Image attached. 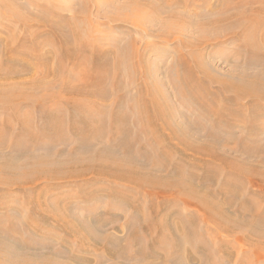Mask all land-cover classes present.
I'll return each mask as SVG.
<instances>
[{"label":"bare ground","instance_id":"bare-ground-1","mask_svg":"<svg viewBox=\"0 0 264 264\" xmlns=\"http://www.w3.org/2000/svg\"><path fill=\"white\" fill-rule=\"evenodd\" d=\"M0 1H3V3L5 4L4 6L5 7L7 6L8 9H10V11L13 14H15L18 18H20L26 23H30L31 21L30 18L32 16L29 18L30 20L29 21L28 18L24 17L25 16L24 14H21L22 12L20 13L19 10H21L22 7L24 6L18 0H0ZM99 1L102 2V0ZM143 1L145 2L144 5L146 6V8H143L145 7L144 5L143 7H141L142 4L141 6L138 4L140 2L135 3L136 12L133 13V15L134 14L137 15L139 20L141 19L144 20L146 18L151 19V13L154 14L158 12L159 15V12H161L162 9L164 10L166 8L162 6V2L159 4V2L155 0H143ZM224 1L225 2L221 1L223 3L222 4L223 9L230 8L232 5V9L235 8V10L224 15L225 16L224 18L220 17V19L215 21L213 24L215 25L216 23L220 24L222 20L224 22L222 23L223 25L221 27L225 28V31L231 32L229 34L241 33L245 41L249 43L251 47H253L252 49L254 56H252V59H250L249 62L251 63L258 59V61L263 62L262 65L264 67V50H261L259 48L260 46L258 47V49L254 47V44L256 42L253 39V35H252V32H254L255 29H258V26L262 23V20L259 19L260 17L258 15L264 12V6L255 7V8H253L252 6L245 7L247 1H250L251 2L250 4H252L258 2L259 0H235V1L232 0L227 2L226 0ZM165 2L166 1H164L163 3L165 4ZM173 4L176 5V3ZM166 10L167 8L165 9V11ZM177 10H173V11L169 10L171 11V13L168 15L171 18L168 17L165 18L163 22L161 21L162 26L164 28L163 34L165 32V34L170 35L172 33V30L174 31L175 29L176 30L181 29L182 22L179 20H181L182 16L184 15H182L183 14L182 13L181 14L182 16H180L179 11L177 12ZM182 10L184 11V9ZM166 13L164 12L165 16ZM37 16H38L37 19L36 17H33L36 19V20L33 19V21L34 22L41 21L43 22V24L45 23V27L46 24H48L49 29L47 30L48 31L47 34H49L50 37L54 36L58 40L59 48L62 49L61 54L64 60L65 59L69 61L72 60L74 68H77L79 65H82V63L86 66L89 64L90 68H88L87 66V69H85L81 73L80 75L81 79L78 83L75 84L72 83L70 81L72 77L62 78L61 79L62 81L59 83V85H56L59 86L58 91L52 90L51 87L53 85L55 86L56 72L60 70L61 65L64 66L63 64L64 61L60 60L59 62H57L58 67L53 68L50 59L54 58L56 52H54L53 49H51V47L46 48L47 43L45 42V40H40L37 42L39 44V52L34 56L33 58L34 60H33L32 58L27 59V57H21V55H19V57L17 58L14 57L13 55L8 56L7 53L11 54L10 53L11 50L9 52V48L7 47L9 43L8 41L10 40H8V38L2 40L1 38L2 40L1 45L3 46L2 51L5 50L7 55V61H5L6 63L5 67L0 68V70L2 72L5 71L7 75L5 74L6 76L4 75L3 77L0 78V104L2 105V109H10L12 110V112H14V114L15 113L17 114L16 116H18L22 125L19 134L31 139L29 140L31 147H38L40 141L43 138H45V136H40L39 134H37L36 133L37 130H33L32 128L33 117H34L33 110L38 111V113L43 119L42 125L40 127L37 125V129H40L42 126L43 127L48 126L51 128L50 129L51 137H53L54 139L56 138V140L58 139L60 140V138H64L61 132L62 130L63 132H65L64 131L65 125H67L65 124V113H63L62 111L63 109L66 108L65 111L66 113L68 112V114L66 115L71 117L69 126H71L72 128L71 130H73V132L76 134L79 142H78V146L75 147L73 150L66 151L65 149L62 148L61 150H58L57 154H55L53 151H51L50 153H45L40 155L32 152L31 154L30 153L18 154L15 156V158H10L7 156L4 157L0 155V187H5L7 189L21 187L26 190L36 188L31 190L30 192L34 197L35 193H38V196H40L44 192H47L49 194L50 190L48 189V187L39 188L38 185L40 183L50 182L56 184L62 181H64L65 183V180H69V182L72 181V183L79 181L81 182V184L83 183L82 185L85 190H88V187L91 188V186H93L91 189L94 192L98 191L97 193L99 194L95 193L96 196L91 195L92 197L98 199L97 197H99L100 194L105 197L111 196L115 199L117 197L123 200L125 203H127L135 210H143L144 207L143 203L141 204L136 201V194L139 193V190H141L142 192L147 191L149 194H152L154 198H156L158 194H163V193L169 197L173 195L175 197L176 196L175 194H177L178 196L182 195L187 199L195 200L198 203L197 204L198 209L203 212L205 218L208 221L213 222L215 226L218 227V229L232 233L235 230L237 231L238 229H241L240 233H238L239 236L241 235L239 241L242 243L245 242L244 244H246V246L252 252L253 250L256 251V250L264 249V208L263 210L259 209L258 212H255L257 210V209L253 210L256 204L255 201H249V200L246 201V197H244L242 203L237 205L236 210L237 211L239 210V212L242 213L253 210L254 213L252 217H250L252 215L251 214L249 215V217L247 218L244 217L241 219L236 217L233 211H231L234 205L230 200L227 199V197H230L229 195H231L232 193L235 194L237 193V195L240 194V191L242 190V187L239 188L241 185L240 180L246 177V175H249L250 176L249 178H251V180L255 179V176L260 177V180H262L261 187L260 189H256V191L258 192H256L255 195L258 194V196H260L259 199H264V141L261 139L263 143H259L260 138L264 136V117L261 116L260 113L264 109L262 104L263 103L262 101H264V70L258 72L255 71L251 72L248 71L249 69L244 70L243 68V70L241 71L234 72L235 71L234 69V71L231 70L232 73L230 72V74H224L223 76H219L212 73V70L210 69L212 67L209 68V66L212 65H206L207 62L206 60H203L204 59L202 57L203 55L200 56L198 53H193L191 51L189 55L190 61L188 60L189 58L186 56L184 57L181 56L180 58H178V64H180V66L183 68V71L181 69L182 71L181 77L184 79L183 84L184 83L185 85L187 84L184 90L180 84L181 91L179 90L180 91L179 94L181 95V98H186L187 96L190 95H196L197 99H203V102L200 103V109H203L202 112H205L209 119L214 117V120L212 121L213 123H215V125L219 122V120L226 119V121H232V120L237 121L247 117L248 115L247 109L245 108L241 109L242 104L240 102L242 100H247L252 102L250 104L252 105L253 112L250 115L251 117L250 121L252 123L253 129L257 126L258 127L255 130L256 132L253 133L255 139L251 141V144L243 143L241 147H234V145L229 147L228 144H225V142L222 140L223 138L221 139V136L214 134L212 130H206V127L209 126L205 127V125H203L204 123L189 121L190 119H188L184 115V113L183 115L187 118L188 123L186 125H177V124L175 125L172 120L173 116L167 115L173 113L172 110L169 109L170 106L166 104L167 106L166 108L165 106L162 105L164 101L162 100L163 102L160 103V101L157 98H154L153 100L151 97L150 99L151 102L147 101L145 97L144 99L142 97L141 99H137V102L133 104L132 107H129L130 108L129 112H131V114H129L126 112L125 110L126 108L122 104L124 95H121L122 93L120 94L118 92L116 95L117 100H114L112 104L110 103L111 105L110 107L114 113L112 119L108 121V125L110 126L109 138L113 143V146H109L108 143L106 144L104 140V143L101 144L99 147H93L94 140H96V138H98V136L100 135L99 133L100 131L98 132V130H100V128H103V126H104L103 128L104 136L102 135L100 136L103 138L106 137L107 110L104 114V123H103V120L100 121L101 116H99L101 115L100 109L102 108L101 107L99 109L100 102L93 101L92 99L88 100V97H93L97 99L99 98L98 100L99 101L102 100L103 102L106 99V97L110 94L109 91L107 92L103 88V82L105 81V78L108 77L107 74H110L107 73L108 71L107 65L109 62L108 61L109 58L106 57V53L108 50H104V49L98 50L95 48V46L89 47V45L83 43L82 44L83 48L90 50V54H87L85 56L83 55V53L82 54L80 53L79 50L81 49H79V47L77 46L75 47V44L72 39L73 37L71 36L68 37V34L66 33L67 30L63 27V25L65 24L62 25L60 24L61 22L59 21H58L59 23H57L54 22L53 20H49L44 15L42 16L37 15ZM155 16L157 18L156 14ZM187 16L189 17V15ZM57 20H59V18H57ZM160 20H162V18ZM205 22L207 23V21ZM188 24L190 25L189 22ZM186 25L187 23H185V26ZM205 26L206 25L203 26V24L202 27L198 26L199 27L198 31H200L201 33L202 32L205 33L206 32ZM217 26L218 25H216V27ZM216 30L217 29H215V31ZM262 38H264V31L261 32V39ZM179 39H182V37H179ZM208 40L210 39H207L204 42H207ZM192 41L194 40H189V41L182 40V42L185 43V46L187 47L191 46L193 48L194 46L197 45L192 43ZM262 42L264 43V41ZM75 43L78 42L76 41ZM20 47L21 46H19V48ZM255 54L259 55V57L253 60V58H255ZM114 58L119 65H121L122 63L127 64L129 62H133L135 68L140 69L144 67L143 53L139 51V49H137L134 43H129L128 46L123 51V53L116 54ZM192 61L195 62L194 65L192 64ZM36 68L38 70L35 71L34 69ZM29 72L32 73L33 75L29 77V79H25L23 73H29ZM108 72H110V70ZM199 72L203 74V78L199 75ZM11 79L13 80L11 81ZM209 81H212L217 86H221V87H219L218 90H214L210 86ZM42 84L46 88L45 93L41 94L40 96L39 95L32 96L33 94L31 95L30 93H28L29 89H33V88L38 89V87L42 86ZM107 86L105 88L108 89ZM158 88H160V86ZM141 89L142 90L146 89L144 84L143 87H141ZM107 93L109 94L107 95ZM63 94H67V95L63 96ZM220 96H225L226 98H229L233 103H236L238 105H231L233 103L219 104V100L217 102L216 99L217 98L220 99L221 98ZM51 98L55 102L51 103L49 106L48 103L45 102L44 100L45 99L50 100ZM55 98H57V100H55ZM25 102H30L29 103L30 105L27 106ZM92 106L98 109L99 111L98 112L96 111L95 114L92 113L90 109ZM24 107L29 108L27 112H23ZM174 111L177 113V110ZM131 117L132 118L136 117V119L131 120ZM163 120L171 129V133H170L171 135L169 138L167 137L168 140L167 142L171 143V141L177 140L181 146L178 147L179 150H177L175 154L168 152L169 151L167 149L168 147H165L164 156H163V143H160L159 141L160 137H158L157 134V133L162 134L161 131L163 130ZM129 125L135 127L134 128L135 130H131ZM142 133H144L145 135L153 134L154 136L153 139L155 138L154 142L157 144L160 143L162 147H151V145H149V142L147 141V138L141 135ZM155 133L157 135H155ZM2 137L3 136L0 135V145L1 142L3 141ZM4 142L6 146L7 141ZM102 142L103 141H101V143ZM135 142H138L139 148L137 146L135 147ZM167 142L166 144L169 146ZM5 146L1 145V147H5ZM169 148L172 149V147ZM2 149L3 148H1V150ZM157 149L160 150L158 155H157ZM185 150H191L193 152L208 157L210 161H204V162L199 161L200 162L199 164H201V166H205L208 169L209 168L211 169L212 166L217 167L216 166L217 164H223L225 165L226 168H228L229 175L227 181L229 180L231 183H233V185L231 186V188H226L223 186L221 187V192L225 193L224 194V196L226 197L225 201L220 202L217 199V197L214 195L212 191V186L210 187L208 185L206 186L204 183L198 185L192 180L185 177V174H183V172L185 171L184 166L181 165L182 161L188 159L187 155L184 152ZM175 156H178V158L180 159L178 163L179 165L175 168V170L173 169L171 173H168L169 171L167 172L163 169V160L165 159L164 161L167 162L166 160L175 159ZM203 156L201 157L202 160L204 159ZM235 175H238V177H234ZM193 176L195 177V175ZM107 178L115 179L116 180L115 186L108 185L106 183ZM210 178L212 179L211 185L218 184L219 179L217 178L216 173L215 175L212 174ZM59 200H61V198ZM171 201H172L171 198H169L168 200L166 199L164 203H167V205H169L170 207L171 205H173V203L170 204ZM257 201L258 203L262 202V200L260 201L258 199ZM36 202H37L36 204L37 207H39L40 209L41 208L40 206H42L44 202L39 200H36ZM57 202L60 201L50 200L49 203L45 204L46 205L45 210L43 211L46 212L45 213L46 216L54 217L58 222H61L62 225L68 231L70 230L74 234H76L83 243L87 245L90 244L93 246L102 245L114 256L121 257L124 249L118 248L116 244L117 241L119 240L116 237L117 235L111 232L108 233L109 231L104 232L107 230L103 229L110 222L107 223L105 219H98V218L93 219V217H90L91 220L90 219L86 220V218H84V220L79 219L75 217L77 215V212L75 213L74 216L73 215L74 213L71 214L70 211H68L69 209L67 208L69 205L67 206V204H63V206H61L60 208L58 205L60 203L57 204ZM164 203L163 201H159L158 203L153 202L151 207L153 214L151 216H147L145 214L140 215L139 221L141 224L140 225L141 229H137L138 226L137 227L134 226L133 227L134 229L133 231H131L130 236L127 237L130 244H135L138 246L137 250H138L139 260L135 262V264H161L163 263V258L165 259V261H169L170 255L165 254L163 256V254L162 255L160 254L161 252L155 250L157 244L159 246H162L166 242H169L174 246L175 252L177 254L176 258L178 259L176 262L177 264H194L195 262H197V264H213L214 261H212L211 253L209 249L205 247V244L204 246H199L198 249L195 250V252L192 251L193 249L192 250L189 249L191 248L189 244V232L192 224L189 223L188 221L186 225L184 222L187 221H183L185 217L182 218L180 214L179 216L176 215V217L172 218L171 217L172 211L169 208H167L168 209L167 211L169 212L162 213ZM47 206L51 208L53 207L54 209L52 208V210H49ZM91 209L92 211L95 210L94 212L96 213L97 211L96 209L94 208ZM175 211L177 212V210ZM46 216L45 218L47 219ZM111 219L112 218H110L109 220L112 222L113 219L112 220ZM154 227L160 229V231H158V235H160V237L157 236L156 238H153L154 236L151 235V230ZM5 230L6 229L0 228V264H70V261H57L55 260L56 258L54 259V257H52L51 255L46 256L41 260L39 259L33 260L29 258L26 252H20L22 249L19 247V245L26 244L25 241H23V238L20 235H17L15 238H13L12 236L9 237L10 235H8V233ZM141 231L144 233H141ZM163 234L165 235V238L163 237ZM144 237H149L148 240L153 239L152 241L153 245H151L150 248L148 247L150 249L149 251L146 250L145 246H143L144 243H146ZM221 242L224 243L223 245H221V249H220L223 251V255H225L224 260H226V262L229 259L232 260L233 257L235 256L234 253L235 250L234 251L232 250L233 246L226 244L224 240H221ZM150 256L160 259V262L158 261L147 262L146 259ZM244 257L245 258L248 257L247 251ZM185 258L188 259L189 263H186L187 261L185 260Z\"/></svg>","mask_w":264,"mask_h":264},{"label":"rangeland","instance_id":"rangeland-1","mask_svg":"<svg viewBox=\"0 0 264 264\" xmlns=\"http://www.w3.org/2000/svg\"><path fill=\"white\" fill-rule=\"evenodd\" d=\"M18 1L24 6L22 7L21 10H19L20 13L22 12L21 14H24L25 15L24 17L28 18V20L32 16L30 18L32 22L30 20H29L30 23L24 22L23 20L18 18L15 14H13L10 11V9H8L7 6L5 7L3 1H0V27H1L0 45L2 40L8 38V40L10 41H8L9 43L7 47L9 48V52L11 50L10 52L11 54L7 53L8 56L13 55L14 57L17 58L19 57V55H21V57H27V59L29 58L33 59L34 56L39 52V44L37 42L40 40H45V42L47 43L46 48L51 47V49H53V51L56 52L54 58L50 59L53 68L58 67L57 62H59L60 60L64 61L63 62L64 66L61 65L60 70H58V72L60 71L59 74L58 72H56L55 86L53 85L51 87L52 90L58 91L59 86L56 85H59V83L62 81L61 80L62 78L72 77L70 81L74 84L78 83L81 79L80 77L81 73L85 69H87V66L88 68H90V66L89 64L86 66L82 63V65H79L77 68H74L72 60L71 61L67 59L64 60L61 54L62 49L59 48L58 40L54 36L50 37V35L47 34L48 33L47 30L49 29L48 24H46L45 27V23L43 24V22L41 21L34 22L33 19L35 18L33 17H36L37 19L38 17L37 15H41V16L44 15L49 20H53L54 22L57 23L61 22L60 24L62 25L65 24L63 25V27L67 30L66 33L68 34V37L69 36L73 37L72 39L75 44V47L76 46L79 47V49H81L79 50L80 53L81 54L83 53V55L85 56L87 54H90V50L83 48L82 46L83 43L89 45V47L95 46V48L98 50L99 49L108 50L106 53V57L110 59V60L108 59L109 62L107 65L108 71L110 70V72L107 71V73L110 74H107L108 77H106L105 81L103 82V88L105 91L107 92L109 91L110 94L107 93V95L109 94L110 96L108 95L103 102L102 100L99 101L98 100L99 98L97 99L93 97H88V100L92 99L93 101L100 102L99 109L102 107L100 109L101 115L99 114L97 115L101 116L100 121L103 120V123H104V114L107 110L106 137L103 138L100 136V135L104 136V129H103L104 126L102 125L103 128H100V130H98V132L100 131L99 132L100 135L98 136V138H96V140H94L93 147H99L101 144L104 143V140L106 144L108 143L109 146H113V143L109 138L110 126L108 125V121L112 119L114 113L110 107L111 106L110 103L112 104L114 100H117L116 95L118 92L120 94L122 93L121 95L125 96V97L123 96L122 104L126 108L125 109L126 112L129 114H131V112H129L130 111L129 107H132L133 104L137 102V99H141V97L144 99L145 97L147 101L151 102L150 99L152 97L153 100L154 98H157L160 101V103L164 101L165 104L162 103V105L165 106L166 108H167L166 104L170 106L169 109L172 110L173 113L167 115L173 116L172 120L175 125L176 124L186 125L188 123L187 118L190 119L189 121L204 123L203 125H205V127L209 126L206 127V130H212L214 134L221 136V139L223 138L222 140L225 142V144H228L229 147L233 145L234 147H241L243 143L251 144V141L255 139L253 133L256 132L255 130L257 129L258 126L253 129L252 123L250 121L251 120L250 115L253 112L252 105L250 104L252 102L247 100H242L240 102L242 104L241 109L244 108L247 109L248 112L247 117L237 121H233V120L226 121V119L219 120V122L215 125V123H213L212 121L214 120V117L209 119L207 117V114L205 112H202L203 109H200V103L203 102V99H197L196 95H190L187 96L186 98H181V95L179 94V92L181 91V86L184 90L187 84L186 85L185 83L183 84L184 79L181 77L183 68L180 66V64H178V58H180L181 56L183 57L186 56L189 58L191 51L193 53H198L200 56L203 55L202 56L204 58L203 60H206L207 62L206 65H212L209 66V68L212 67L210 69L212 70V73H214L215 75L223 76L224 74H230L231 70L234 71L235 69L234 72H238L243 70V68L244 70L249 69L248 71L251 72L253 71L258 72L264 70V67L262 65L263 62L258 61L257 59L259 55L255 54V58H253V60L257 59L256 61H253L251 63L249 62V60L252 59V56H254L252 49L253 47H251V45L245 41L241 33L229 34L231 32L225 31V28L221 27L223 25L222 23L224 22L222 20L220 24L216 23V25H218L217 26L218 28L216 27L215 24H213L215 21L220 19V17L224 18L225 17L224 15L235 10V8L232 9V5L230 8L223 9L222 2H225L224 0H221L222 2L220 0L219 1L218 0H169V1L155 0L159 2V4L162 2V6L166 7L167 10L165 11L166 9L165 8L164 10L162 9V11L159 12V15L162 14L161 15L162 17L158 15V12H156L154 14L151 13V19L146 18L144 20L143 19L139 20L137 15L135 14L133 15V13L136 12L135 3L140 2L138 4L140 6L142 4L141 7H143L145 3L143 0H139V1L136 0L137 2L134 0L133 1L132 0H113V1L102 0V2H100L99 0H18ZM164 1H166L165 4L167 5L163 3ZM227 1H232V0H226V2ZM173 3H176V5ZM250 3H251L250 1H247L245 7L252 6L253 8H255V7L264 6V0H259L258 2L252 4ZM143 8H146V6ZM182 9H184V11ZM169 10L171 11L177 10V12L179 11L180 16L184 15L182 16L181 20H179L182 22V23L180 22L182 26L181 29L180 30L175 29L174 31L172 30V33L170 34L171 36L165 34V32L163 34L164 28L162 26V22L164 21V19L168 18L169 17L168 14L171 13V11ZM163 11L165 13L167 12L166 16ZM186 13L187 15H189V17L186 15ZM155 14L157 15V18ZM258 16L260 17L259 19L262 20V23L258 26V29H255V31L252 32L253 39L256 42L254 44V47L258 49V47L260 46L259 48L261 50H264V46H263L264 43L262 42L264 41V38H262L263 40L261 39V32L264 31V19H263L264 12L260 13ZM57 18H59V20H57ZM161 18L162 20H160ZM182 20H185L186 22ZM190 20L192 23L190 22ZM205 21H207L208 24ZM208 21L212 23H209ZM188 22L190 23V25L188 24ZM185 23H187L186 26ZM202 24L203 26L206 25L205 26L206 34L198 31L199 27H202ZM215 29L217 30L215 31ZM71 31L73 34L71 33ZM179 37H182V39H179ZM207 39L210 40L204 42ZM182 40L184 41L194 40L196 43L194 41H192V43H194L197 46H194L193 48L191 46L187 47L185 46V43L182 42ZM76 41L79 44L75 43ZM129 43H134L137 49H139V51L143 53V66H144L143 68L140 69L135 68L133 62H129L127 64L122 63L123 65L122 64L119 65L118 62L115 61L114 58L115 55L118 53L119 54L123 53V51L125 50V48L128 46ZM19 46H21L20 47L21 49L19 48ZM2 49L3 46L1 45L0 50L2 51ZM1 51H0V65H1L0 68H4L6 65L5 61H7V55L5 50L2 52ZM188 60L190 61V58ZM192 64L194 65L195 62L192 61ZM65 66L67 67V69ZM34 70L36 71L38 69L36 68ZM3 72L0 70V78L6 74L5 71ZM32 75L33 74L30 72L23 73L25 79H29V77H31ZM199 75L203 78V74L199 72ZM151 77L154 79H152ZM12 80L13 79H11V81ZM209 82H210L209 83L210 86L214 90H218L219 87H221V86H217L212 81ZM119 84L121 85L122 88L120 87ZM143 84L146 89L142 90L141 87H143ZM155 84H157L158 86ZM106 86L108 87V89L105 88ZM159 86L160 88H158ZM35 89L36 88L29 89L28 93H30L31 95L33 94L32 96L34 95L40 96L41 94L46 92V88L44 87L43 84L42 86H39L38 89L36 90ZM162 93L164 94L165 99ZM66 95L67 94H63V96ZM220 97H221L220 99L219 98L216 99L217 102L219 100V104L233 103L229 98H226L225 96H220ZM48 100L45 99L44 101L47 102L49 106L51 103L55 102L52 100V98L49 100V102ZM55 100H57V98H55ZM262 102L261 103L263 104V108H264V101ZM25 103L27 106L30 105L29 104L30 102H25ZM231 105H238V104L233 103ZM28 109H29L28 107H24L23 112H27ZM90 109L94 114L96 111L97 112L99 111L93 106ZM65 110L66 108L63 109L62 111L63 113H65V124L67 125H65V130H64L65 132H63V130L61 132L64 138H60V140L59 139L56 140V138L54 139L53 137H51L50 135L51 128L48 126H44V127L42 126L40 129H37V125L39 127L42 125L43 119L38 113V111L33 110L34 117H33L32 128L33 130H37L36 131L37 134H39L40 136H45V138L42 137L43 139L40 141L38 147H31L29 141L31 139L19 134L22 125L18 116H16L17 114L16 113L14 114V112H12V110L10 109H2V105L0 104V135L3 136L2 137L3 141L1 142V145L5 146L4 141H7L5 147H1L0 145V151H1L0 155L4 157L7 156L10 158H15L16 155L23 153L31 154L32 152H34L35 154L40 155V154L50 153L51 151H53L55 154H57L58 150H61L62 148L65 149L66 151L73 150L75 147L78 146L79 140L77 139V136L73 132V130H71L72 129L71 126H69L71 117L66 115L68 114V112L66 113ZM174 110H177V113ZM179 111L181 112L183 111V112L181 113ZM183 113L187 118L183 115ZM260 113L261 116L264 117V109ZM132 119L134 120L136 119V117L133 118L131 117V120ZM129 126L131 130H135L134 129L135 127H132L131 125ZM169 129L170 127L163 120V130L161 131L163 135L161 133H157L158 137H160L159 138L160 143H163V156H164L165 147H168L167 148L169 150L168 152H171L173 154H175L176 151L179 150L178 147H181L177 140L175 141L173 140L171 141V143L167 142L168 141L167 137L169 138L171 135L170 134L171 129L170 130ZM157 134L155 133V135ZM141 135L147 138V141L149 142V145H151V147H162L160 143L157 144L154 142L155 138L153 139L154 137L153 134L145 135L144 133H142ZM261 139L264 141V136L260 138L259 143H263ZM101 141L103 142L101 143ZM166 142L169 144V146L166 144ZM136 146L139 148L138 142H135V147ZM169 147H172V149H170ZM1 148L3 149L1 150ZM159 151L160 150L157 149V155L159 154ZM184 152L188 158L187 160H184L181 163V165L184 166L185 171L183 172V174H185V177L192 180L198 185L204 183L206 186L207 185L209 187L212 186V191L214 195L217 197V199L220 202L225 201L226 198L224 196L225 193L221 192V187L223 186L226 188H231V186L233 185V183H231L229 180L227 181L229 175L228 168H226L225 165L223 164H217L216 165L217 167L212 166L211 169L210 168L208 169L207 167L201 166V164H199L200 163L199 161L201 162L210 161L208 157L193 152L191 150H185ZM202 156L204 157L203 160L201 158ZM164 160H163V169L167 172L169 171L168 173H171L173 169L175 170V168L179 165L178 163L180 161L178 156H175V159L173 160H166L167 162H165ZM215 173L217 175V178L219 179L218 180L219 182L218 184L211 185L212 179L210 177L212 176V174L215 175ZM193 175H195V177ZM234 177H238V175H235ZM249 177H250L249 175H246V177L242 178L243 181L240 180L241 185L239 188L242 187L240 194L237 195V193L236 194L232 193L231 194L232 196L229 195L230 197H227V199L230 200L234 205L231 211H233L236 217L241 219L244 217L247 218L251 214L252 215L250 217H252L254 213L253 210L255 209H257L255 212H258L259 209L263 210L264 208V199H259L260 196H258V194L255 195V193L258 192L256 191V189H260L261 187L262 180H260L259 176H255V179L252 180ZM62 182L56 184L50 182L40 183L38 185L39 188L48 187V189L50 190L49 194L47 192H44L40 196H38V193H35L34 197L30 192L31 190L36 188L26 190L21 187L10 188V189H7L5 187H0V228L6 229L5 231L8 233V235H10L9 237L12 236L13 238H15L17 235H20L23 238V241H25L26 243L25 245L24 244L19 245V247L22 249L20 252H26L27 256L33 260L35 259L41 260L44 257L51 255L52 257H54V259L56 258L55 260L57 261H70V264H135V262L139 260L138 250H137L138 246L135 244H130L127 237L130 236L131 231H133L134 229L133 228L134 226L135 227L138 226L137 229H141L140 228L141 224L139 221L140 215L145 214L147 216H151L153 214L151 208L153 202L158 203L159 201H163L164 203L166 199L168 200L169 198H171L172 201L170 204L173 203V205H171L170 208L169 205H167V203H164L162 213L169 212L167 211L168 210L167 208H169L172 211L171 212L172 218L176 217V215L179 216L180 214L182 218L184 217L186 218L183 219V221H187L184 222L186 225L188 221L189 223L192 224L189 232V244L191 247L189 248L190 250L193 249L192 251L195 252V250H197L199 246H204L205 244V247L208 248L211 253L212 261H214L213 264H253V262L254 264H264V249L256 250V251L253 250L252 252L246 246V244H244L245 242L244 243L240 242L239 240L241 235L239 236L238 233H240L241 229H238L237 231L235 230L233 233L218 229V227H216L213 222L208 221L205 218L203 212L198 209V205H197L198 203L195 200L187 199L182 195L178 196L177 194H175L176 195L175 197L174 195L169 197L166 196V194L164 193L158 194L156 198H154L153 195L149 194L147 191L142 192L141 190L137 189L139 190V193L136 194V201L141 204L143 203L144 207L143 210H135L127 203H125L123 200L117 197L115 199L111 196H106V197L102 196L101 194L99 197H97L98 199L92 197L91 195L96 196L95 193L99 194L97 193L98 191L94 192L91 189L93 186H91V188L88 187V190H85L82 185L83 183L81 184V182L79 181L72 183V181L69 182V180H65V183L64 181ZM106 183L108 185L115 186L116 180L112 178H107ZM59 197L63 201L59 200L60 199ZM244 197H246V201L247 200L255 201L256 204L252 211L242 213L239 212V210L238 211L236 210L237 205L242 203ZM257 199L260 201L262 200V202L258 203ZM36 200L44 202L43 205L40 206L41 207L40 209L36 205L37 204ZM50 200L60 201L57 202V204L60 203L58 204L60 208L61 206H63V204H67V206L69 205L67 208L69 209L68 211H70L71 214L74 213L73 214L74 216L75 213L77 212V215L75 217L79 219L84 220V218H86L87 220L90 219V217H93V219L96 218L105 219L107 223L110 222L103 229L107 230L104 232L109 231L108 233L111 232L117 235L116 237L119 240L117 241L116 244L118 248L124 249L121 257L114 256L102 245L93 246L90 244L87 245L83 243L76 234H74L70 230L68 231L62 225L61 222H58L54 217L46 216L45 215L46 212H44L43 210H45V206H46L45 204L49 203ZM52 208L48 207L49 210H52ZM91 208L96 209L97 210L96 213L94 212L95 210L92 211ZM175 210H177V212ZM92 212H94L95 214ZM45 216L47 217V219L45 218ZM110 218L113 219L112 222L109 220ZM156 229L157 227H154L151 230V235L154 236L153 238H156L157 236L160 237V235H158V231H160V229L157 230ZM141 233L144 232L141 231ZM163 237L165 238L164 234ZM148 239L149 237H144L146 243H144L143 246H145L146 250L149 251L150 250L149 248L151 247V245H153L152 244L153 239H150L151 242ZM221 240H224L226 244L233 246L232 250L233 251L235 250L234 251L235 256L233 257L232 260L229 259L227 260V262L226 260H224L225 255H223V251L220 250L221 245H223L224 243L221 242ZM155 250L161 252L160 254L161 255L163 254V256L165 254L170 255L169 261H165V259L163 258V263L161 264H177L176 263L178 260L176 258L177 254L175 252L174 246L169 242L164 243L162 246H159L157 244ZM246 251L248 252L247 258L244 257ZM185 260L187 261L186 263H189L188 259L185 258ZM146 261L160 262V259L150 256L146 259ZM194 264H197V262H195Z\"/></svg>","mask_w":264,"mask_h":264}]
</instances>
